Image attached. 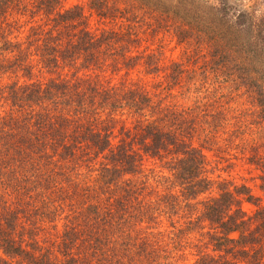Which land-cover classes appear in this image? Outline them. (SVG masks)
Here are the masks:
<instances>
[{
  "label": "trees",
  "instance_id": "trees-1",
  "mask_svg": "<svg viewBox=\"0 0 264 264\" xmlns=\"http://www.w3.org/2000/svg\"><path fill=\"white\" fill-rule=\"evenodd\" d=\"M256 1L0 0V264H186L188 249L190 264H264V205L203 152L239 121L216 79L264 121ZM161 30L193 55L146 46ZM176 86L208 90L199 127ZM226 129L264 193V135ZM145 156L163 172L145 174Z\"/></svg>",
  "mask_w": 264,
  "mask_h": 264
},
{
  "label": "rangeland",
  "instance_id": "rangeland-1",
  "mask_svg": "<svg viewBox=\"0 0 264 264\" xmlns=\"http://www.w3.org/2000/svg\"><path fill=\"white\" fill-rule=\"evenodd\" d=\"M210 2L216 3L219 0H209ZM235 0H230V2L235 3ZM244 2H248V0H243ZM84 0H62L61 6L62 8H67L75 4H84ZM256 15L258 17L264 16V0L256 1ZM86 9V8H85ZM90 23L93 28H96L97 25L100 26L101 23L93 16L90 17ZM149 48H153L162 52V56L165 60L176 59V60H187L190 58L194 51L190 46L185 43L177 42L176 38L172 36L169 32L165 33L162 30L157 31L153 37V35H149L148 43H145ZM193 47V46H192ZM144 80H147L151 84L153 83L151 79L147 75L144 76ZM161 80L160 77H157L156 80ZM219 82H215L213 85V94L215 96L220 95H228V98H224V101H227V104L223 105V108L226 109L227 115L232 118V122H237L236 119H239L237 123H230L226 127L224 124L221 127H218L217 131L219 132V141L217 144L211 143L206 144L203 148V152L206 155L208 161L210 162V168L212 169L214 176H220L221 178H225L230 180L233 183L241 184L245 183L251 188V192L254 196L259 198V204L264 205V193L259 189L258 184L259 180L257 178L259 171L254 168L253 165L247 163L245 157L247 154V147L242 153L239 148H227L225 145V141L222 139L225 138V133H222L225 128L229 133L230 131L237 130L236 138L234 143H242L243 145L251 143V141H256L259 136L264 135V121H262L259 117L256 116V107L251 103V101L245 95H237L234 92H230L231 88H227L228 80L226 78H218ZM211 87V86H210ZM175 98L172 99L173 102H176V105L179 109L184 107H189L190 114H193L192 117L195 118L196 127H199L200 115L203 114L205 109L209 106H206L203 102L204 99L199 98L205 92L204 88H201L200 92H196L195 90H185L182 87L176 86L175 88ZM209 89V86H208ZM200 94V95H199ZM199 95L198 99L197 96ZM213 97V95H211ZM185 110V109H183ZM225 127V128H224ZM197 139H194V143L198 144ZM246 153V154H245ZM145 174H148L151 169L154 170L156 174H161L163 169L160 167L159 162L152 160L151 158L145 156L143 160ZM155 185V182H154ZM163 186L160 185L159 189H162ZM243 208L248 212L252 213L255 209V205L244 202ZM165 225H168L165 223ZM170 228V227H169ZM198 238V236L193 235V233H189L187 231L186 238ZM189 252L188 263L193 262V250H187Z\"/></svg>",
  "mask_w": 264,
  "mask_h": 264
}]
</instances>
